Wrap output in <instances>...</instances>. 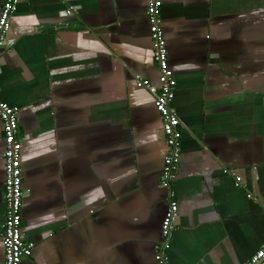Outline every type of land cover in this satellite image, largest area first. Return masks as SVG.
Returning a JSON list of instances; mask_svg holds the SVG:
<instances>
[{"label": "crops", "instance_id": "0c3cea01", "mask_svg": "<svg viewBox=\"0 0 264 264\" xmlns=\"http://www.w3.org/2000/svg\"><path fill=\"white\" fill-rule=\"evenodd\" d=\"M160 19L182 130L165 256L240 264L264 245V0H162ZM138 77L158 83L146 0L17 5L0 97L24 138L20 264H157L167 145ZM3 148L0 121L1 222Z\"/></svg>", "mask_w": 264, "mask_h": 264}, {"label": "built area", "instance_id": "2783aa9c", "mask_svg": "<svg viewBox=\"0 0 264 264\" xmlns=\"http://www.w3.org/2000/svg\"><path fill=\"white\" fill-rule=\"evenodd\" d=\"M22 0H4L0 8V49L6 44L11 16ZM162 0H146V16L153 48V60L158 69L157 85L148 79L138 77L136 85L146 88L154 99V106L160 114L166 151L160 175V184L169 191L167 208L161 223V243L154 246L157 264H168L165 251L169 248V237L178 210L177 201L171 194V182L175 176L181 153L180 119L172 108L176 79L168 62V51L160 22ZM72 13V8L65 10ZM18 107L8 104L0 97V121L3 132V198L5 218L0 221V238L3 246L2 264H20L22 258L30 257L34 243L24 239L21 231L22 220V174L21 149L24 138L18 134ZM240 264H264V245Z\"/></svg>", "mask_w": 264, "mask_h": 264}]
</instances>
